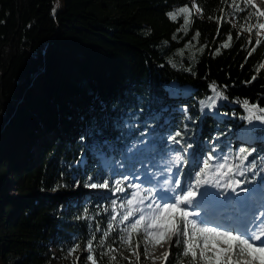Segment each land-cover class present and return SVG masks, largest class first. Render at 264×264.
Returning a JSON list of instances; mask_svg holds the SVG:
<instances>
[{"label":"trees","instance_id":"1","mask_svg":"<svg viewBox=\"0 0 264 264\" xmlns=\"http://www.w3.org/2000/svg\"><path fill=\"white\" fill-rule=\"evenodd\" d=\"M181 7L186 30L185 14L168 16ZM248 10L258 11L243 0H0V264L65 260L93 236L98 264H109L96 246L105 230V247L122 252L112 264H129L118 240L127 185L165 173L177 152L227 157L241 186L264 181V123L243 119L237 102L264 108V35L238 38ZM213 84L227 99L202 112ZM177 131L179 144L168 139ZM123 176L124 192L101 189L83 202L49 193Z\"/></svg>","mask_w":264,"mask_h":264},{"label":"snow or ice","instance_id":"2","mask_svg":"<svg viewBox=\"0 0 264 264\" xmlns=\"http://www.w3.org/2000/svg\"><path fill=\"white\" fill-rule=\"evenodd\" d=\"M232 3L236 4V0H232ZM243 3L250 5L252 0H243ZM193 7H196L194 3ZM196 10L197 12L200 11L199 8ZM237 10L240 12L246 11L238 5ZM189 11L188 7H181L176 12H169L168 16L170 19L176 20L177 15L185 14L184 27L186 30L189 23L186 14H189ZM53 14H55V9H53ZM254 17L256 18L255 23L252 22ZM260 17H264V11L254 12L248 10L243 17L244 23L241 24V32L238 33V38L243 31L251 34L254 29L257 30V35H259L260 30H264V22H260ZM219 19L223 20L224 17L221 16ZM217 31L219 32V28ZM198 36L199 33L197 32L195 37ZM227 39L231 41V35ZM247 43L251 44V39ZM259 44L260 40L257 39L256 45ZM228 46L227 43L223 45L225 48ZM254 51L255 47L248 54L251 55ZM252 79L255 80L256 77L253 76ZM211 87L213 92L216 93V97L207 98L208 101L212 102L211 105H208L206 101L200 102L202 112L204 107L214 106L216 99H227L223 95V92L217 90L214 84ZM237 102L242 103L243 107L247 110V115L242 117L243 119H247L249 122L255 120L264 123V108L256 104H250L248 100ZM181 136L182 133L177 131L174 135L169 136L168 139L179 144L181 141L177 140V137ZM191 147V144L187 145V148ZM184 151L186 152L187 149H184ZM244 152L245 149L241 148L239 159H247V156L243 155ZM216 159V157L209 153L202 161H194L193 167L195 170L190 173L194 182L189 183L185 181L184 187H181L182 170L177 171L175 176L170 175L173 166H180L182 164L183 157L180 152H177L172 157L173 166L164 170L165 175L162 180L146 177L149 184H155V187L144 189L147 195H142L139 191L142 188L141 184L129 183L127 185L128 188L137 189V191L132 192L130 198H126L124 203L119 205L120 208L128 206V210L122 215L120 213L116 214L121 215L120 223L128 221V224L121 230L118 240L120 245L136 258V264L140 262L139 249L141 248V240L145 241L143 245L144 256L146 259H151L152 264H155V261L161 257L153 256L152 252L149 251V246L155 248L157 245H162L165 241H171V246L178 249L174 264H185V260H187V264H264V212L259 213L261 217L259 223L250 225L245 222L242 224L243 230H241L239 227L233 226L235 221L227 218L224 222H218L217 209L229 203L232 197H228L227 200L222 201L220 197L222 195L226 196V192H212L208 188H205L203 193L199 191L200 187L204 185H212L216 188L231 189L235 193L236 188L243 183L241 180L231 179L229 182L221 185L220 179L230 174L235 175L236 170L230 164L218 163L213 165L210 163V161ZM222 159L227 161L228 158L223 157ZM197 164L200 165L198 168L196 167ZM226 166L227 171H222ZM251 167L255 168L256 165L252 164ZM213 169L215 171L212 172V177L209 179L207 174ZM247 170L240 171L239 175L243 176ZM218 176L220 179H217ZM129 179V176H123L122 179H115L112 184H110L108 179H105L101 183H88L86 187L91 189H110L115 194L126 190L123 182ZM88 180L91 181L92 177H88ZM242 191L247 192L248 189L244 188ZM198 196L200 197L199 199H197ZM145 201H147L146 204ZM134 203L135 207H133ZM238 203L242 212L248 211L245 200H239ZM111 204L116 206V200H112ZM140 205H144V207H140ZM194 208H203V215L196 211H190V209ZM116 215L111 216L108 229H112L113 225L111 221L116 220ZM237 219H240V217L238 216ZM97 231H99V228ZM133 233L140 238L136 241L135 247H133ZM108 235V230H105L96 246L105 249L99 255L100 257L107 256L109 264H112L117 259L114 253L119 252L122 255V252H120V248L113 247L112 245L105 247V240ZM93 240H95V236L86 245L85 251L88 255L85 259L86 262H91V264H98ZM78 247L79 245H75L70 252H75ZM169 255L170 252H164L162 254L163 260L167 261ZM78 260L79 257H77ZM129 264H132L131 260H129Z\"/></svg>","mask_w":264,"mask_h":264},{"label":"rangeland","instance_id":"3","mask_svg":"<svg viewBox=\"0 0 264 264\" xmlns=\"http://www.w3.org/2000/svg\"><path fill=\"white\" fill-rule=\"evenodd\" d=\"M252 3L257 8L258 11H264V2H263V0H252ZM262 18L264 20V17H262ZM259 34L264 35V30H260ZM178 91L179 90H178V86L177 85H172L169 88V90H168V92H169V94L171 96L177 95ZM178 109L179 110H183L186 113L185 109H183V108H178ZM213 156L215 157V155H213ZM202 159H203V157H201V156H197V157L194 158V152H192L190 149H188V151L186 153V158L183 159L182 164L180 166H176L175 169H172V172L170 173V175L175 176V173L177 171H181L182 170L183 171V177L181 178L182 179L181 187H184L185 181H187L189 183L194 182L192 175H190V173L194 172V170H195L192 167V165H193L195 160L202 161ZM210 163H212L213 165L218 164V163H225L226 165L230 164V162L225 161V160H221V159L220 160L219 159L212 160V161H210ZM107 165H108V163L105 162V167ZM213 171H215V169H213L212 171L208 172L207 175H208L209 179H211ZM222 171H227V166ZM164 175H165V173L158 174V175H144L143 177L140 178V180L139 179L138 180H133L131 183L141 184L142 188L139 191L141 192L142 195H147V193L144 191V189L155 187V184L154 183L153 184H149L147 182L146 177H154L155 180H162ZM188 176H190V177H188ZM217 179H220V177L218 176ZM231 179H235V175L230 174L229 176L223 177L222 179H220V184L223 185V184L229 182ZM240 187H241V185L236 188V192L235 193L238 192V189H240ZM256 187H257L256 188L257 190L260 189L261 193L251 200V204L250 205H251L252 208H254V211H252V213L253 214L256 213L254 218L256 220L260 221L261 217L259 216V213L260 212H264V181L258 182ZM205 188H208L212 192H220V191H224V192L230 191V192H232L231 189H224L223 187L216 188V187H213L212 185H204V186L200 187L199 191L201 193H203ZM132 190H133L132 192L137 191V189H132ZM99 191H102V190L101 189H91V188L84 187V186H82V183L80 181H78V182L74 183L73 188L70 189V190L65 189V190H60L59 192H56V191L55 192H50L49 191V193L54 195V196L59 195V193L75 194V195H77L79 200L81 202H83V201L89 199L94 193H98ZM12 195H14V193H12ZM199 198L200 197L198 196L197 199H199ZM146 203H147V201H145V204ZM133 206L134 207L136 206L135 203H134ZM258 206L260 207L261 210H258V208H257ZM140 207H144V205H140ZM192 210L193 209H190V211H192ZM236 212L233 211L232 209H229L227 211V214H226L225 217H227V216L229 217L230 214L234 213L235 215L231 216V218L229 220L235 221V217H237L236 216ZM200 213H201V211H200ZM235 222H236V224H238L237 221H235ZM144 243H145V241H143V243L141 244V248L139 249V252H140V262H139V264H152V260L151 259H146L145 256H144V248H143ZM171 243H172L171 241H165V242L162 243V245H157L155 248H151V246H149V251L152 252L153 256L161 257L160 259H157L155 261V264H167L168 263V261L170 260V257H171L172 250L174 248V247L171 246ZM133 247H135V246L133 245ZM52 251L55 252L54 250H52ZM164 252H170V255H169L167 261H164L163 258H162V254ZM87 255H88V253L86 251L82 252V253L75 252V253H73L71 256H69L65 260H62L61 258H58V257L55 256V258H53L54 261L51 264H91V262H86L85 258H86ZM77 257H79L78 261H77ZM127 258H128V260H131L133 262V264H136V258L134 256H132V254L129 251L127 253Z\"/></svg>","mask_w":264,"mask_h":264},{"label":"bare ground","instance_id":"4","mask_svg":"<svg viewBox=\"0 0 264 264\" xmlns=\"http://www.w3.org/2000/svg\"><path fill=\"white\" fill-rule=\"evenodd\" d=\"M261 193V191H260V189H258V190H256L255 192L253 191V192H250V194H249V198H248V196H246V198L249 200H252L253 198H255L256 196H258L259 194ZM235 204H237V202H236V200L235 199H232L229 203H227L225 206H223V207H221L220 209H218L217 210V218H218V222H224V220L227 218V217H225L226 216V214H227V211L229 210V209H232L233 211H237L236 212V216L238 217H240V219H237V217H235V221H237L238 222V224H236V222H235V224L233 225V226H235V227H239L241 230H243V228H242V224L243 223H245V222H247V223H250L251 221H254V222H257V223H259V221L258 220H256L255 218H254V216H255V214H253L252 213V211H254V208H252L251 206H249V211H248V213H247V219H243V216H242V212L240 211V209L238 208V205H235ZM198 209H200V211H201V215H203V211H204V209L203 208H198ZM256 210V209H255ZM258 210H261L260 209V207L258 206ZM258 212V211H257ZM252 214V215H251Z\"/></svg>","mask_w":264,"mask_h":264},{"label":"water","instance_id":"5","mask_svg":"<svg viewBox=\"0 0 264 264\" xmlns=\"http://www.w3.org/2000/svg\"><path fill=\"white\" fill-rule=\"evenodd\" d=\"M61 195H63V193H61Z\"/></svg>","mask_w":264,"mask_h":264}]
</instances>
